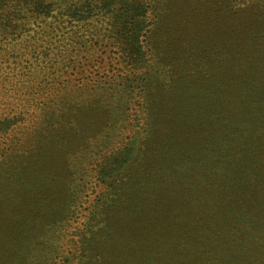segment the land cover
Here are the masks:
<instances>
[{
    "label": "rangeland",
    "instance_id": "374dc122",
    "mask_svg": "<svg viewBox=\"0 0 264 264\" xmlns=\"http://www.w3.org/2000/svg\"><path fill=\"white\" fill-rule=\"evenodd\" d=\"M134 1L139 68L110 14L0 28V122L45 95L0 139V264H264V0Z\"/></svg>",
    "mask_w": 264,
    "mask_h": 264
},
{
    "label": "trees",
    "instance_id": "16d2710c",
    "mask_svg": "<svg viewBox=\"0 0 264 264\" xmlns=\"http://www.w3.org/2000/svg\"><path fill=\"white\" fill-rule=\"evenodd\" d=\"M58 1L59 0H0V28L4 31H14L18 28L17 24H22L24 28L25 25L28 24L25 23L28 19L29 21L33 20L35 23L37 20L46 21V19L53 20L55 18V20H57L58 16H61L69 27H76L75 24L78 25L90 20L98 22V19H96L98 16L104 17V14H110L109 16L113 19L112 24H114L115 27L113 33L114 43L118 42L120 45V47H118L119 53H127L132 58L135 68L143 66L144 53L139 44V37L143 29L142 24L145 22L143 18L146 11L145 8H141L139 4L135 3L137 1L120 0V3H118L117 0H67L65 2L67 8L63 9H59V6L56 5L55 2ZM100 1L103 2V5H97L95 3ZM60 2L63 3V0H60ZM54 11H56V15L53 16ZM140 15H142V18L139 17ZM61 24H63V22H61ZM112 27L113 25L110 24L111 30ZM57 28H59L58 25ZM33 78L34 77H32L31 82L34 84H31V87H29L27 83L23 84L25 90H30L25 91V96L32 95V90H34L35 86L40 88V84L36 85V81H34L35 78ZM44 88L45 87L41 88V92H44ZM44 98L45 95L42 96L40 100L38 99L36 101L33 99H26V97L21 100L20 103L22 104V108L25 109L16 112L15 116H5L4 120L0 122V139L4 140L3 138L8 132L10 133L12 127H20V124L23 123L25 119L27 120L26 114H28L29 107H32L33 111H40V105H42L41 100ZM17 99L18 95L15 98L16 102H10L8 105L13 104V107L16 108V106L19 105V100ZM26 109L27 111H25ZM13 112H15L14 109L11 113ZM23 114H25V118ZM43 114H48V111H43L42 115ZM32 121L34 124V118H32ZM53 125L60 128L62 126L61 119H55L54 116L53 121L48 126L52 127ZM44 130H46V128H44ZM11 201L12 199L10 197L4 196L2 201H0V206L2 203L6 205Z\"/></svg>",
    "mask_w": 264,
    "mask_h": 264
}]
</instances>
